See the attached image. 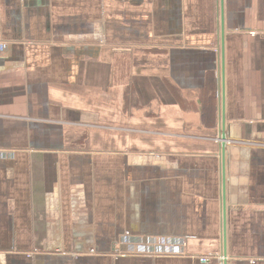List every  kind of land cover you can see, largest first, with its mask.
<instances>
[{"label": "crops", "instance_id": "1", "mask_svg": "<svg viewBox=\"0 0 264 264\" xmlns=\"http://www.w3.org/2000/svg\"><path fill=\"white\" fill-rule=\"evenodd\" d=\"M0 264H264V0H0Z\"/></svg>", "mask_w": 264, "mask_h": 264}, {"label": "rangeland", "instance_id": "2", "mask_svg": "<svg viewBox=\"0 0 264 264\" xmlns=\"http://www.w3.org/2000/svg\"><path fill=\"white\" fill-rule=\"evenodd\" d=\"M188 120L191 119V121L193 122V120H195V118H193L192 116H187V117H183V113H177L174 114L172 117V125L173 127H175L176 129H183V120ZM188 127H190L189 125H187Z\"/></svg>", "mask_w": 264, "mask_h": 264}, {"label": "water", "instance_id": "3", "mask_svg": "<svg viewBox=\"0 0 264 264\" xmlns=\"http://www.w3.org/2000/svg\"><path fill=\"white\" fill-rule=\"evenodd\" d=\"M219 140L221 142L222 152H224V147L226 143V137L224 131L221 132ZM224 248L226 249V208L224 209Z\"/></svg>", "mask_w": 264, "mask_h": 264}, {"label": "built area", "instance_id": "4", "mask_svg": "<svg viewBox=\"0 0 264 264\" xmlns=\"http://www.w3.org/2000/svg\"><path fill=\"white\" fill-rule=\"evenodd\" d=\"M208 259H209V257L201 258L202 261H206V260H208Z\"/></svg>", "mask_w": 264, "mask_h": 264}]
</instances>
